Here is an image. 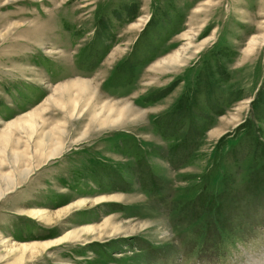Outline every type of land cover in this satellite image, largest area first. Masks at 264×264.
Segmentation results:
<instances>
[{
	"label": "rangeland",
	"instance_id": "1",
	"mask_svg": "<svg viewBox=\"0 0 264 264\" xmlns=\"http://www.w3.org/2000/svg\"><path fill=\"white\" fill-rule=\"evenodd\" d=\"M263 91L264 0H0V264H264Z\"/></svg>",
	"mask_w": 264,
	"mask_h": 264
},
{
	"label": "trees",
	"instance_id": "2",
	"mask_svg": "<svg viewBox=\"0 0 264 264\" xmlns=\"http://www.w3.org/2000/svg\"><path fill=\"white\" fill-rule=\"evenodd\" d=\"M101 47H102V44H101ZM108 50H109V48H104L102 50V53H100L98 55L97 63H99V62H101L103 60V58L108 53ZM87 52H88V50H84L82 48L77 53L76 60H75L77 65H79V63L86 58V55H87L86 53ZM221 52L225 53L224 51H221ZM133 57H136V54ZM152 58H153L152 55H150L148 61L152 60ZM139 65H143V63L137 64L135 66H139ZM78 70L82 71V72H90V73H92L94 71V68L80 67V68H78ZM212 75H213V73H212ZM225 77L227 79H229V76H225ZM201 79H203L204 81L202 83L200 81H198L196 83L195 93H192L190 96L183 97L180 100V104H181V108L180 109L181 110L189 109V107L192 106L193 104L197 108H201L200 100L201 99L204 100V101L207 100L209 102V104H208L209 107L205 108L204 110L201 108V110L204 113V115H206V118L200 117V116H198L196 114H194L193 117H192L193 118L192 122L196 121L197 123H202V122L206 121L208 123V125H206V128H207L209 125L213 124V121H214V119L216 118L217 115H221L224 112V110L230 106L232 101H234L236 99H239V98H234V96L238 95L241 92L240 91H234L232 93H230V91L221 92L222 95L225 93L224 97L222 99L221 95H219V94L215 95L216 91H215V93L213 91L212 92L210 91V88L208 87L209 86V78H205L204 79L203 77H201ZM227 79L220 78V79L217 80V82H219L220 84H224V83H226ZM217 82H216V84H217ZM204 87H205L206 90L209 91L207 93V96H204L203 95L204 93L201 92V91H203ZM218 87L219 86L217 85V89H218ZM259 99H261V100L264 99V91L263 92H259L257 94L256 99L253 101V103L251 105L253 108H254V106H256L259 103ZM220 100H222L221 103L219 105H217L218 101H220ZM259 107H260V110L257 111V114L254 115V116L251 114L250 115L251 117H249L248 120L245 122V125L243 126V128H246V132H248L250 129H252L253 131L255 130L256 132H260V130L255 127L254 122L257 121L259 123L260 121L264 120V101H262L259 104ZM194 110H196V109H194ZM157 123L158 122H154L155 131L158 132V133H161L160 130H163L164 128L161 125L157 126L156 125ZM164 130H166V129H164ZM246 135H248V133L245 134V137H247ZM165 139L169 140L167 138H165ZM170 140H171V143H173V144L174 143H180L181 141H187L186 137L184 135H182V134H175L174 136H172V138H170ZM138 151H142V150L139 149Z\"/></svg>",
	"mask_w": 264,
	"mask_h": 264
},
{
	"label": "bare ground",
	"instance_id": "3",
	"mask_svg": "<svg viewBox=\"0 0 264 264\" xmlns=\"http://www.w3.org/2000/svg\"><path fill=\"white\" fill-rule=\"evenodd\" d=\"M83 84H85V83L83 82ZM34 125H37V122H36V121L34 122ZM51 154L54 155L55 152L53 151V153H51ZM13 182H14V181H11V180L7 179V180L5 181V184H6V188H5V190H8L7 188H9V186H11V185L13 184ZM2 193H3V192L0 190V196L2 195ZM61 213H62V212L56 213L54 219H55V218H59V217L61 216ZM51 219H52V217H51V218H49V217L47 218V220H49V221H50ZM25 248H26V247H25Z\"/></svg>",
	"mask_w": 264,
	"mask_h": 264
}]
</instances>
